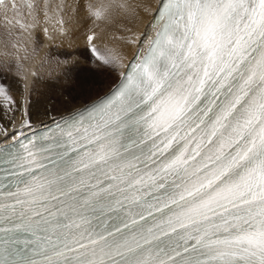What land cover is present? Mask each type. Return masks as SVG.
<instances>
[{
	"label": "snow or ice",
	"instance_id": "obj_1",
	"mask_svg": "<svg viewBox=\"0 0 264 264\" xmlns=\"http://www.w3.org/2000/svg\"><path fill=\"white\" fill-rule=\"evenodd\" d=\"M81 7L114 83L31 138L0 124V264H264V0H0V65L36 76L19 53Z\"/></svg>",
	"mask_w": 264,
	"mask_h": 264
},
{
	"label": "rangeland",
	"instance_id": "obj_2",
	"mask_svg": "<svg viewBox=\"0 0 264 264\" xmlns=\"http://www.w3.org/2000/svg\"><path fill=\"white\" fill-rule=\"evenodd\" d=\"M76 19L77 18H72L71 20H68L69 22L67 21L66 27L68 28V34L66 36H60L59 34H56V39L54 41L50 42L45 38L43 32H37V34L39 35V38H40V43L37 46H35L38 49L34 52V54L31 53L32 48H33L32 45L27 46L28 47L27 52H25L23 50L20 52L21 63L24 65L25 68H28L31 71H34V72L37 71L36 76H30V74H29L28 79L26 80L24 78V73L18 72L17 69L15 68V66H13L10 70H8V69H5L2 65H0V79H1L0 81H3L6 84L7 83L11 84V80L8 76L16 78V80H18V83L20 84L19 89L26 88V86H28V84H31V85L33 84L37 89H39L40 88L39 86L40 85L42 86L43 85L42 82L45 81L46 79L56 81V82L57 81L63 82L60 84H62V85L64 84L62 87H65V88L63 90L60 89L59 93L57 91L58 95L56 94L54 97H52L53 94L46 95L47 97H45V94L41 95L40 99L38 101H40L42 103H44V101L47 102L46 100H48V102L55 104L58 102L59 98L68 99L72 95L77 96L74 98V100L79 98L80 100L82 99L83 101L88 102V100L93 98L92 96L97 95V94L98 95L102 94L103 91L100 90V84H99L100 81L99 80L103 79L105 77L104 73H105L106 69L98 66L96 63H92V64L88 63L90 59H89V56L87 55V52L85 50H83V45L82 44L76 45L78 43L79 39H77V42H74L76 44H74L70 41L67 42V41L62 40L60 43L61 46L55 47V45H54L61 38H67V39L71 40V37L75 36V34H77V30H82L81 34L83 36H85L86 30L88 28V21L83 18V22H80L78 24L77 23L78 21ZM96 30H97V28L94 27L93 31L96 32ZM2 32H3V29L0 28V34H2ZM46 45H48L50 47V49L52 50V52H51L52 55L48 54L49 57H46V59H45L46 54H43L41 52L45 48ZM70 45H72V46H70ZM66 46H68V50L65 49ZM97 48H99V47H97ZM57 49H59V51ZM2 50H3L2 46H0V52H2ZM53 53H55V54H53ZM73 55L78 57V59H80V60L79 61L76 60V62H70L68 60L67 63H66V61L61 62V60H62L61 58H65V57H71V60H73L74 59ZM25 56H27L29 58L26 60L23 59ZM39 56H40V58H39L40 61L37 58ZM54 57H56V58H54ZM58 57H60V58H58ZM37 61H39V62H37ZM40 62H42V63H40ZM43 65H44V67H43ZM69 67L74 69L70 75L67 74L68 73L67 69ZM45 68L47 69V71ZM44 71H46L45 74H44ZM66 71H67V73H66ZM62 77H64V78H62ZM85 81L87 82L88 88L91 89L90 92L87 89L82 90L80 87V85L84 84ZM111 84L113 85V82ZM77 89H80L79 94L76 91ZM15 93L17 94L19 92H17V90L14 89V87H11V92H10L11 96L13 97V95H16ZM78 96H80V97H78ZM82 96H83V98H82ZM0 102L3 103L4 101L0 100ZM0 105H2V104H0ZM1 109H4V108H1Z\"/></svg>",
	"mask_w": 264,
	"mask_h": 264
},
{
	"label": "bare ground",
	"instance_id": "obj_3",
	"mask_svg": "<svg viewBox=\"0 0 264 264\" xmlns=\"http://www.w3.org/2000/svg\"><path fill=\"white\" fill-rule=\"evenodd\" d=\"M146 2H150L153 5L156 4V0H146ZM73 18H77L76 20L78 21L77 22L78 24L80 22H83V15L82 14L78 13L77 16H75ZM148 19H149V17L145 16L143 22L140 23L139 25H136V26H134L133 24H129L127 21H125L124 23L127 24L128 27H132L134 31L142 33L145 30V26L148 22ZM54 22L55 21H53V23L51 25H49L50 30L54 26ZM102 27H104V26L101 24V28ZM101 28H97L96 32L98 33V36L93 41L94 44L96 43L98 45V47H99L98 49H100L103 52L106 47H118V44L112 39L111 33L102 32ZM81 31L82 30H77V34H75V36H72L71 40L67 39V38H62V40L67 41V42L70 41V42L74 43V42H77V39H79L78 43L77 44L74 43V44H76V45L80 44L81 45L83 40H84V37H85L81 34ZM38 32H42V31H38ZM119 34H120V32H117V35H119ZM70 46H72V45H70ZM37 49L38 48H36V50ZM57 50L59 51V49H57ZM122 51L127 55L128 58H130L132 55V52H133V48L132 47L123 48ZM51 52H52V50L50 49V47L48 45H46L41 53L46 54V56H45V59H46V57H49L48 54L52 55ZM31 53L34 54L33 51ZM53 54H55V53H53ZM19 55H20V53H19ZM40 56L37 58L39 59ZM39 61H40V59H39ZM39 61H37V62H39ZM40 63H42V62H40ZM44 65H43V67H44ZM46 71H47V69H46ZM46 71H44V74L46 73ZM66 73H67V71H66ZM67 74L70 75L71 73H67ZM104 76L105 77L103 79L99 80L100 81L99 82L100 90L103 91V93L99 94V95H103L105 92H107L112 85L111 83L112 82L114 83L113 76L110 75L107 70H105ZM8 77L11 80V84L9 83V85L11 87H14V89H16L17 92H19V93H17V94L15 93L16 95H13V98L16 101V105L12 106V111L7 113V115H5L4 109H1L3 107H0V124L7 126L9 131H11L14 127L21 129L23 131V134L28 132V131H31L35 128H38L40 126L46 125V124L52 122L54 119L55 120L59 119L62 115H66L68 110H74L76 108L83 106L86 103H90L93 99H95L98 96V94L92 96L93 98L88 100V102H85L82 99L80 100L79 98L74 100V98L77 96L72 95L68 99L59 98L58 102L55 104L48 102V100H46L47 102L44 101V103H42V102L38 101L40 99V96L45 94V97H47L46 95L53 94L52 97H54L57 94V91L59 93L60 89L63 90L65 88V87H62L64 84L63 85L60 84L63 82H58V81L56 82V81L46 79L45 81L42 82L43 85L39 86L40 87L39 89H37L33 84L32 85L28 84V86H26V88L19 89L20 84L18 83V80H16V78H13L11 76H8ZM62 78H64V77H62ZM76 91L79 94L80 89H77ZM78 97H80V96H78ZM82 98H83V96H82ZM0 100L2 101V98H0ZM3 103L0 102V104H2V105H3ZM28 120H31V122H32L31 127H25L24 126L25 122Z\"/></svg>",
	"mask_w": 264,
	"mask_h": 264
}]
</instances>
